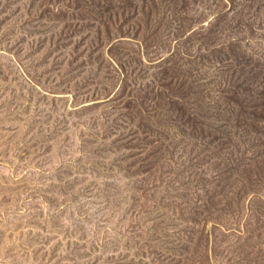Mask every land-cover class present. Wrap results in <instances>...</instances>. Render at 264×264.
I'll list each match as a JSON object with an SVG mask.
<instances>
[{
  "label": "rangeland",
  "instance_id": "rangeland-1",
  "mask_svg": "<svg viewBox=\"0 0 264 264\" xmlns=\"http://www.w3.org/2000/svg\"><path fill=\"white\" fill-rule=\"evenodd\" d=\"M0 264H264V0H0Z\"/></svg>",
  "mask_w": 264,
  "mask_h": 264
}]
</instances>
